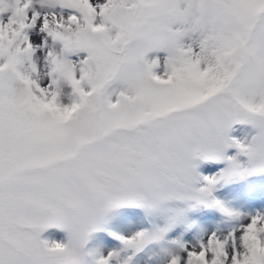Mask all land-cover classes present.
I'll list each match as a JSON object with an SVG mask.
<instances>
[{
  "label": "snow or ice",
  "instance_id": "snow-or-ice-1",
  "mask_svg": "<svg viewBox=\"0 0 264 264\" xmlns=\"http://www.w3.org/2000/svg\"><path fill=\"white\" fill-rule=\"evenodd\" d=\"M0 264H264V0H0Z\"/></svg>",
  "mask_w": 264,
  "mask_h": 264
},
{
  "label": "rangeland",
  "instance_id": "rangeland-1",
  "mask_svg": "<svg viewBox=\"0 0 264 264\" xmlns=\"http://www.w3.org/2000/svg\"><path fill=\"white\" fill-rule=\"evenodd\" d=\"M50 231L55 232V235H56L57 238L62 237L64 235L62 232H60L58 230H50Z\"/></svg>",
  "mask_w": 264,
  "mask_h": 264
}]
</instances>
